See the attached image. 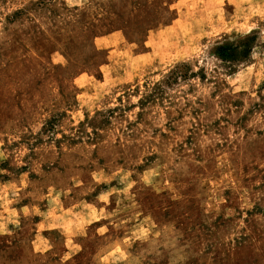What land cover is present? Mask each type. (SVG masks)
I'll list each match as a JSON object with an SVG mask.
<instances>
[{
  "label": "rangeland",
  "instance_id": "374dc122",
  "mask_svg": "<svg viewBox=\"0 0 264 264\" xmlns=\"http://www.w3.org/2000/svg\"><path fill=\"white\" fill-rule=\"evenodd\" d=\"M0 264H264V0H0Z\"/></svg>",
  "mask_w": 264,
  "mask_h": 264
}]
</instances>
